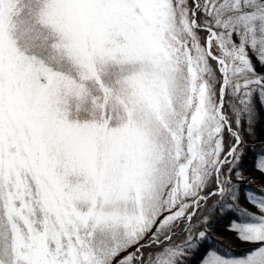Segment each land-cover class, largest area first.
I'll return each instance as SVG.
<instances>
[{"label": "snow or ice", "instance_id": "1", "mask_svg": "<svg viewBox=\"0 0 264 264\" xmlns=\"http://www.w3.org/2000/svg\"><path fill=\"white\" fill-rule=\"evenodd\" d=\"M0 264H264V0H0Z\"/></svg>", "mask_w": 264, "mask_h": 264}, {"label": "trees", "instance_id": "2", "mask_svg": "<svg viewBox=\"0 0 264 264\" xmlns=\"http://www.w3.org/2000/svg\"><path fill=\"white\" fill-rule=\"evenodd\" d=\"M249 143H255L257 150L260 148V142L259 140L256 141H249ZM253 154L249 152V157L246 161L245 168H246V174L250 178H256L259 179V172L253 171ZM248 183L247 181L245 182ZM261 185L259 183L252 184L250 187L253 189L259 188ZM215 235L219 238L217 242L214 244V247L221 249V251L228 252L229 249H231V252L236 255H242L243 252L251 247L248 244H244L238 240L235 239V234L228 231V228L225 225H221L216 228Z\"/></svg>", "mask_w": 264, "mask_h": 264}, {"label": "rangeland", "instance_id": "3", "mask_svg": "<svg viewBox=\"0 0 264 264\" xmlns=\"http://www.w3.org/2000/svg\"><path fill=\"white\" fill-rule=\"evenodd\" d=\"M245 244V243H244Z\"/></svg>", "mask_w": 264, "mask_h": 264}]
</instances>
